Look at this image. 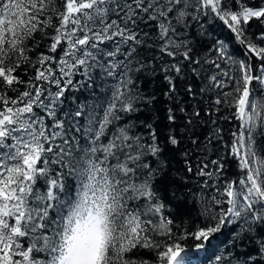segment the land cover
Listing matches in <instances>:
<instances>
[{"label":"snow or ice","instance_id":"snow-or-ice-1","mask_svg":"<svg viewBox=\"0 0 264 264\" xmlns=\"http://www.w3.org/2000/svg\"><path fill=\"white\" fill-rule=\"evenodd\" d=\"M209 18L243 59L203 42ZM149 69L172 104L164 143L133 119L156 99L138 83ZM225 110L239 122L227 141L212 119ZM184 136L204 149L195 171L185 160L205 178L194 232L168 201L165 151ZM226 225L216 264H264V0H0V264H186L181 240L201 250Z\"/></svg>","mask_w":264,"mask_h":264},{"label":"trees","instance_id":"trees-1","mask_svg":"<svg viewBox=\"0 0 264 264\" xmlns=\"http://www.w3.org/2000/svg\"><path fill=\"white\" fill-rule=\"evenodd\" d=\"M256 0H252L254 4ZM195 28H199V25L193 22ZM205 29L209 35L204 39V43H210L212 40H224L226 44L229 45V51L233 52L234 58L243 59L242 47L234 40L230 39L231 33L226 26L223 25L221 21L215 18H209L205 23ZM147 30V29H146ZM257 30V25L255 23L251 26V31L255 32ZM203 51V50H202ZM167 59V58H166ZM99 81L96 82L95 87L99 91H104L103 88L99 87ZM140 88L145 95H154L156 99L148 104L146 107L141 106V111L134 114L133 119L137 124L141 122L151 123L154 128H156L160 134L161 142L164 143L165 138L169 134V121L166 119L167 108L172 106L171 102L167 97L163 95L166 91V81L163 80V73L156 72L153 74L151 69L146 71L141 80L138 82ZM76 96L80 97L79 102H93V96L91 89L84 88L79 92L74 93ZM72 94H69V103L71 102ZM180 120L177 122V130L182 127L183 117L182 114L177 113ZM224 116H228L229 119L225 120L223 118L213 115L212 119L217 120L219 126L224 129L225 141L231 136L233 131L238 128L239 122L231 118V113L229 110L224 111ZM141 132L146 134L147 130L144 128L139 129ZM214 130V126L209 122L207 118H204L201 123L196 126L195 131L198 134V138L203 144L205 141V136H207L211 131ZM218 148H222L218 146ZM187 150L191 153V156L186 158L182 155V152ZM217 149H213L215 152ZM204 152L203 147L197 149L193 145L187 136L183 137V144L179 148L169 147L165 151V156L169 157L168 160V201L171 203V211L176 214V223L180 225L181 231L194 232L197 226L201 225L202 218L197 219V202L193 193L198 191L199 182L202 179L194 174L195 166L202 158V153ZM214 158V157H210ZM189 160L194 168L193 172H187V164L185 160ZM239 174V169L236 164L229 158V164L227 166V172L225 175L229 178H237ZM233 225H226L221 231L215 234L211 242H204L205 248L197 250L196 245L201 243V241L196 240L191 235H189L185 240H181L180 243L186 249L185 260L186 264H216L215 256L224 254L227 250L231 248V243L234 239L233 235ZM238 231V229H236ZM179 235V233H178ZM251 247V244L248 245ZM240 251H244V248H240ZM147 258V257H145Z\"/></svg>","mask_w":264,"mask_h":264}]
</instances>
